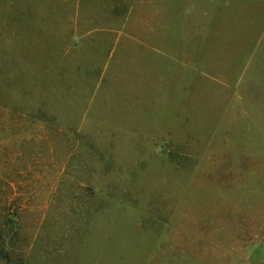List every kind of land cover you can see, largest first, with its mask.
I'll return each mask as SVG.
<instances>
[{"label":"rangeland","instance_id":"374dc122","mask_svg":"<svg viewBox=\"0 0 264 264\" xmlns=\"http://www.w3.org/2000/svg\"><path fill=\"white\" fill-rule=\"evenodd\" d=\"M0 264H264V0H0Z\"/></svg>","mask_w":264,"mask_h":264},{"label":"trees","instance_id":"16d2710c","mask_svg":"<svg viewBox=\"0 0 264 264\" xmlns=\"http://www.w3.org/2000/svg\"><path fill=\"white\" fill-rule=\"evenodd\" d=\"M19 110V109H18ZM20 111V110H19ZM20 112H22V111H20ZM38 119H40L41 121H44V122H48V120L47 119H44V118H42V117H38Z\"/></svg>","mask_w":264,"mask_h":264}]
</instances>
